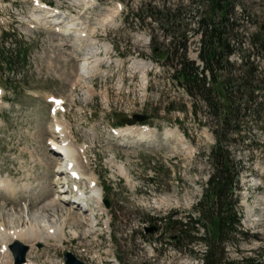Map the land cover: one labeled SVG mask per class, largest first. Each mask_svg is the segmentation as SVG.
I'll list each match as a JSON object with an SVG mask.
<instances>
[{"label":"rangeland","instance_id":"374dc122","mask_svg":"<svg viewBox=\"0 0 264 264\" xmlns=\"http://www.w3.org/2000/svg\"><path fill=\"white\" fill-rule=\"evenodd\" d=\"M43 1L61 13L64 21L73 25L77 22L86 36L75 41L73 34L61 33L67 24L62 27L42 18L33 0H0V168L14 187L8 193L0 188V224L7 230L26 231L42 224L44 218L60 222L68 211L63 245L53 239L33 243L30 237L19 238L30 245L27 260L31 264H64V250H71L85 264H197L205 249L204 241L191 242L195 253L191 252L177 242V229L171 222L156 217L173 214L186 221L189 215H198L194 205L212 170L208 155L214 143V118H208L202 103L197 116L192 115L190 98L172 81L168 64L160 62V70L147 72L146 86L141 71L130 62L133 56L154 55L152 38L162 44V50L172 48L168 32L144 5L151 2L164 8L183 2L188 8L181 19L188 25L187 54L199 64L200 34L193 31L196 3ZM240 1L249 5L247 12L237 16L242 32L249 35L254 22L264 14V2ZM240 8L238 5L237 13ZM58 27L60 33L55 29ZM246 35L237 42L251 59L257 58L264 76V59L261 55L255 57V47L250 46ZM103 43L113 44L127 58L126 65H105L106 73L99 71L102 74L96 72V78L85 77L79 66L86 57L91 63L102 57ZM239 52L242 51L234 52L231 58L237 64ZM52 95L65 99L64 110L57 114L61 119L55 117V125L63 121L72 132L81 157H85L81 158L83 169L97 176L103 194L111 198L110 207L104 204L107 209H99L96 202L71 204L69 200L74 197L70 190H63V174L57 173V157L48 145L58 135L53 132L51 103L47 100ZM134 102L143 105V112L153 117L149 123L158 133L153 129L156 134L152 140L111 135V125L129 116ZM171 102L177 107L169 110ZM242 119L237 132L232 128L234 139L229 144L242 173L238 205L242 210L241 225L249 234L237 233L228 239L226 253L237 260L236 264H249L247 257L264 263V106L249 105ZM174 128L186 146L177 142L182 137ZM167 129L175 131L179 138L168 141L164 135ZM5 181L11 190L9 181ZM53 201L54 206L49 204ZM26 204L30 207L28 218ZM197 224L196 233H203V226ZM76 231L81 237L73 239Z\"/></svg>","mask_w":264,"mask_h":264},{"label":"trees","instance_id":"16d2710c","mask_svg":"<svg viewBox=\"0 0 264 264\" xmlns=\"http://www.w3.org/2000/svg\"><path fill=\"white\" fill-rule=\"evenodd\" d=\"M193 2L197 7L193 31L200 34L198 57L203 63L201 70L187 54L188 25L185 26L181 20L187 6L183 2L164 8L151 2L144 5L148 14L159 19L161 26L166 29V35L170 36L168 45L172 46L162 50V44L153 38L154 56L164 57L171 63L174 68L173 77L185 85L195 100L194 114H197L198 98L203 103L208 118H214L211 131L215 142L208 155L212 170L205 182L202 196L194 205L198 215H189L186 221L173 214L157 219L171 222V226L177 229V242L188 246L191 252L195 253L192 245H189L191 242L196 239L204 241L205 249L197 264H236L237 260L227 255L225 244L235 234L247 236L249 231L241 225L242 210L236 193L241 171L238 168L239 160L231 151L229 142L234 139L232 128L234 132L239 130L242 116H246L249 105L264 106V76L259 70L258 62L251 61L245 52L238 64L228 59L235 50L231 41H239L245 35L237 16L247 12L249 5L240 0L190 1ZM238 5L242 6L239 13L236 10ZM248 37L252 47H255L254 53L264 55V14L254 22V30ZM205 70L209 72V80L204 75ZM260 94L263 101L257 102ZM229 135H232L231 138ZM197 223L203 226L204 232L201 234L196 233ZM246 260L249 264H264L254 257H247Z\"/></svg>","mask_w":264,"mask_h":264},{"label":"bare ground","instance_id":"6f19581e","mask_svg":"<svg viewBox=\"0 0 264 264\" xmlns=\"http://www.w3.org/2000/svg\"><path fill=\"white\" fill-rule=\"evenodd\" d=\"M41 7L42 6L40 4L39 8L41 9L40 12H41L42 18L43 17L47 18V20H49V21L51 20L52 21L51 23H54V24H58V23L62 22V19H60V16H57L56 12H53L51 9H43ZM75 29H77L79 31V34L77 33V31ZM61 33H63L64 35L65 34L66 35L67 34H73V36H74L73 38L75 41H81L83 38V33L79 30V28L75 24L73 25V24L67 23L66 27H64V29L61 30ZM95 64H93L91 67L93 68V66ZM89 66H90V62L88 60V57H86L83 61V64L79 66V68L82 69V71H83L82 73L84 74V76L91 71ZM135 66L137 68L138 67L139 68L140 67H142V68L147 67L143 63H140V64L135 63ZM57 108H59V107H57ZM55 121H57V120L55 119ZM57 123H58V127H59V135L57 136L56 139L51 140L49 143V145L53 149H56L55 152L54 151L53 152L55 153L54 155L57 157L56 163L59 166V170L57 173L63 174V172H64L63 169L66 168V165L69 164L70 162H74L75 163L74 169H80L81 174L87 179V182H88L89 186L91 187L92 193L95 195V198L97 199L96 203H97L99 209H105L106 207L104 208V202H103V195L104 194H103L102 188L99 185V180H98L97 176L86 174L85 170L83 169V165H82V159L85 157L83 155L81 157L79 150H78L79 148H77V146H76V142L73 138L72 132L66 127L67 124L65 125V122L62 121L61 123H59V122H57ZM121 132H123L124 135L126 134L129 137H138V138H142V139L149 138V137L153 138L154 134H155V131L152 128H149V129L147 127L136 128L133 126H127L125 128H122ZM165 136L168 139L175 138L177 140L179 138L178 135L176 134V132L172 131V130H167L165 132ZM131 141H133V140H131ZM178 142L182 143L183 142L182 138H179ZM80 150L82 151V153H84L83 148H80ZM67 178H68V176H66V178L62 179L63 183L66 182ZM0 185H2V187L6 190L10 189L9 184L6 183L5 179L1 175H0ZM62 192H63V190L60 191V193H62ZM69 202L71 204H77V205H80V203H81V201H78L77 199L75 200L74 198L70 199ZM49 204L52 206L55 205L54 201L50 202ZM24 212H25V216L28 218L29 213H30L29 205H27V204L25 205ZM59 212H60V210H59ZM61 212H64V210H61ZM59 214H62V213H59ZM62 218L63 219L60 222H57L55 219L52 220V222H51L48 218H44V220L42 218V220H43L42 224L41 223H40V225L36 224L37 225V226L35 225L36 227H33L32 229H29L26 231L7 230L6 228H4L0 224V243H1L0 264H17L15 262V260L19 261V256H17L15 259L12 255L11 248L13 247L12 245L15 244V241L19 240V238H21L23 236L30 237L32 239L33 243H36L38 241H44L45 242L46 240L49 241V240L53 239V240L59 241V243L61 245H63L62 244L63 243L62 237L66 235V226H67L69 219H70L68 211H66V213L64 215H62ZM94 219L96 220L97 217L95 216ZM76 235H78L77 237H79V238L81 237L80 234L76 231L73 233V239L76 238ZM65 238H67V237H65ZM69 258L73 262H75V264H83L80 261L77 262L76 260H74V258L72 256H69ZM21 264H31V261L26 259V261L24 263H21Z\"/></svg>","mask_w":264,"mask_h":264},{"label":"water","instance_id":"95a60500","mask_svg":"<svg viewBox=\"0 0 264 264\" xmlns=\"http://www.w3.org/2000/svg\"><path fill=\"white\" fill-rule=\"evenodd\" d=\"M145 119H146V116H143V115H135L133 119H124L123 121H125V122H127L129 124H133L137 120L144 121ZM105 201H106L107 206H110L111 201H110V198L108 196L106 197ZM16 245L19 246V247L21 246V248H22L21 254H20V257H19V262H21L25 258L24 257V254H25V250L27 249V245L22 244L20 241H16ZM66 255H67V258L70 260L69 262H72L73 263V261L69 258V256H72L73 257L72 253L66 252ZM73 264H75V262Z\"/></svg>","mask_w":264,"mask_h":264}]
</instances>
